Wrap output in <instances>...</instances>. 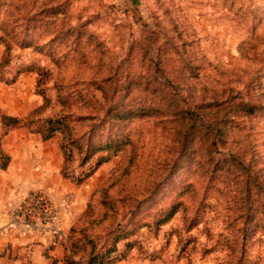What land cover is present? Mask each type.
<instances>
[{
  "label": "rangeland",
  "instance_id": "obj_1",
  "mask_svg": "<svg viewBox=\"0 0 264 264\" xmlns=\"http://www.w3.org/2000/svg\"><path fill=\"white\" fill-rule=\"evenodd\" d=\"M2 26L0 166L26 147L36 172L57 156L58 202L27 196L56 211L68 262L264 264V0H0ZM155 47L159 111L137 114L156 100L138 78ZM241 101L262 110L236 118ZM182 110L209 127L202 143ZM62 115L52 138L35 132Z\"/></svg>",
  "mask_w": 264,
  "mask_h": 264
},
{
  "label": "crops",
  "instance_id": "obj_2",
  "mask_svg": "<svg viewBox=\"0 0 264 264\" xmlns=\"http://www.w3.org/2000/svg\"><path fill=\"white\" fill-rule=\"evenodd\" d=\"M10 154V165L0 169V264H65L67 250L62 235H53L50 228L27 231L14 215V210L32 191L44 192L56 203L58 193L66 185L58 175L57 156L53 168L47 167L51 154L41 157L42 168L36 172L33 164L37 158L33 159L32 150L26 147ZM60 219L65 223L62 216Z\"/></svg>",
  "mask_w": 264,
  "mask_h": 264
},
{
  "label": "trees",
  "instance_id": "obj_3",
  "mask_svg": "<svg viewBox=\"0 0 264 264\" xmlns=\"http://www.w3.org/2000/svg\"><path fill=\"white\" fill-rule=\"evenodd\" d=\"M2 28V29H1ZM0 31L3 32L2 36H0V42L1 43H7L8 41H10V39L12 38L10 36V31H5L3 30V26L1 27ZM5 31V33H4ZM153 35V34H152ZM157 37V35H155ZM151 37V36H150ZM154 38H149L148 41L149 43L151 44V47L152 45L156 44L157 41H153ZM151 68H150V71L149 73L151 74L152 71H158L160 69V62H161V49L160 48H152L151 50ZM138 78L140 80H142L144 82V86H146L145 90L150 92L151 95H153L155 97V101L154 100H150L149 101V106L142 109V110H139L137 112V114L139 113H144V112H150L151 114H154L155 112H158L159 109L157 108L158 105L160 104V96L162 95V90H161V81L158 77L154 76L153 74L151 75H144V76H138ZM109 81H111L110 79H107L105 82L109 83ZM139 81L138 80H135L134 82H132V85L133 86H136V87H139ZM131 86V84H130ZM110 87L112 88L113 90V97H114V94L115 96L117 95V93L119 92V89L114 86V83L112 82L110 84ZM148 88V89H147ZM100 92L99 94V99H96V96H92V99L95 100L96 104H98L95 108L97 109L96 111H98V113L102 112L104 114V116H107V115H112V108H110V106H106L107 103H108V100L107 98L105 97V95H103V90H98ZM111 94V95H112ZM98 97V96H97ZM112 98V97H111ZM61 100V98H60ZM220 106V105H219ZM229 108V107H228ZM230 112H232L234 114V116L237 118V117H250V116H253V115H256L259 111L262 110V107L260 106H256V105H253V104H249V103H244V102H238L237 104L233 105L232 108L230 106L229 108ZM188 110H182L181 113H180V117L181 118H184L185 121H187V123H193L192 126H191V130L193 131V135L196 134L194 137L195 139H198V142L202 143L203 141V137H205L208 133H209V127L207 126H204L203 124H199L201 122V118L199 119V117H194V121L192 120V117H190L191 113L188 114ZM188 114V115H187ZM194 114V113H193ZM218 112L216 111L214 113V116H217ZM129 115L126 114L125 116ZM192 116V115H191ZM97 117V115L95 114H88L87 116H85L83 119L84 120H88V119H95ZM111 118V116H110ZM109 118V119H110ZM68 119V117H65L64 115L62 116H58V117H52V118H48L46 120H43V124H44V127H43V130H37L35 132L39 133L41 136H42V139L44 141L52 138V136L58 132L57 130H59L61 127H65L66 126V120ZM227 119V118H226ZM2 120L4 121V126L10 128V129H13V128H17L19 126H22L24 125L23 122L17 118H13V117H5V116H2ZM235 120V118H231V121L233 122ZM221 122L220 123H223L224 120H220ZM225 123V122H224ZM218 125V124H216ZM220 126V124H219ZM60 127V128H59ZM45 128V129H44ZM189 128H186V127H183V130L180 131L179 133L181 134V137L183 139L186 138L187 136V131H188ZM216 130L218 132H221V128L216 126ZM204 134V135H203ZM223 135V132L220 133V136H219V141L221 139ZM201 140V141H199ZM183 145L186 144V141L182 142ZM217 142H213L211 143V145H215ZM62 148L64 149V151L66 152V148L65 147V144L62 143ZM6 160V163L2 164L0 166V169L1 170H5L7 169V167L9 166V163H10V159H9V156H3ZM89 176L86 175L84 176V178H87ZM173 210H171L167 216H166V219L170 218L172 215H173ZM68 254H65L64 256V263L65 264H73L72 262H68Z\"/></svg>",
  "mask_w": 264,
  "mask_h": 264
},
{
  "label": "built area",
  "instance_id": "obj_4",
  "mask_svg": "<svg viewBox=\"0 0 264 264\" xmlns=\"http://www.w3.org/2000/svg\"><path fill=\"white\" fill-rule=\"evenodd\" d=\"M19 206H21V211L18 212L15 209L14 215L17 219L21 217V223L25 230L36 231L50 228L53 235H61L59 228L56 226L57 213L43 194L35 193L30 197L26 196ZM37 213L40 215H36Z\"/></svg>",
  "mask_w": 264,
  "mask_h": 264
}]
</instances>
